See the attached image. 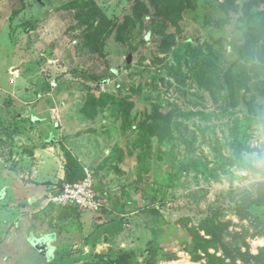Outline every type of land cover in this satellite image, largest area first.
<instances>
[{
  "label": "rangeland",
  "instance_id": "rangeland-1",
  "mask_svg": "<svg viewBox=\"0 0 264 264\" xmlns=\"http://www.w3.org/2000/svg\"><path fill=\"white\" fill-rule=\"evenodd\" d=\"M249 1L185 0L171 40L148 8L134 29L96 42L89 17L120 24L134 0H0V264H106L125 252V264H203L189 234L203 218L222 210L240 231L247 221L227 208L247 200L264 223V81L231 105L225 80L250 69L239 47L264 4L245 15ZM204 63L218 74L210 89L190 76ZM104 94L106 106L88 105ZM168 115L169 126L152 123ZM65 151L93 175L101 212L48 201L62 180L37 173L51 158L64 171ZM254 234L245 241L257 255Z\"/></svg>",
  "mask_w": 264,
  "mask_h": 264
},
{
  "label": "trees",
  "instance_id": "trees-1",
  "mask_svg": "<svg viewBox=\"0 0 264 264\" xmlns=\"http://www.w3.org/2000/svg\"><path fill=\"white\" fill-rule=\"evenodd\" d=\"M225 3H230L231 5L232 0H224L222 3L223 7ZM260 4H264V0H250L245 5V15L249 14V10L252 6H258ZM74 5H76V3ZM148 8L153 11L152 15L156 20V24L159 22L155 27V32L158 35L171 40L175 35L181 32L180 21L186 9L185 0H134L131 9L132 16H125L120 24L109 21L98 11V13L94 14L96 16L91 15L89 17V21L87 22V27L89 29L87 32H89L90 35L92 34V39L94 38L96 42H100L104 38H108L116 28H129L132 30L135 28L136 23H141L140 18H133V16H142ZM259 17L260 23L256 26L248 27L245 41L239 47L238 60L250 64L249 71L242 70L238 74L227 72L225 75L231 105L240 102L241 97L243 99L245 98L246 94L249 92L248 84L252 79L264 81V12L260 13ZM170 27L174 28V32L168 35L166 33ZM258 44H260L259 50L257 48ZM186 53L189 59L196 64L198 55L201 54V51L188 46ZM206 59L217 63V58L211 51H208ZM201 69V72L193 70L190 72V76L197 78L199 83L206 89H210L211 79L215 77L214 74L216 76H218V74L213 72L206 63L202 64ZM241 93H243V95ZM110 101V94H104L101 95L99 99L91 100V103L88 105L95 107L99 102L101 105L106 106ZM115 103L125 112L131 109L133 105L132 103L127 104L125 101H116ZM187 114L194 115V112L189 111V113H182L181 115ZM195 114H197V112H195ZM171 121L172 116L168 115L165 118L159 117L155 119L154 117L152 123L163 124L164 127H166L171 124ZM65 157L66 164L64 165V179L62 180V185L74 183L83 179L85 176L83 166L68 151H65ZM187 168V166H184L183 169ZM261 200H264V195H262ZM258 204H260V202H258ZM250 205V201L244 200L242 203L237 202L235 207L229 206L227 208L228 211L233 212L240 221H247L248 224L246 226L242 225L240 231H230L228 222L223 220L224 214L222 210H215L212 215L203 218L197 226V229L189 233L192 237V244L194 245V252H191L193 261L198 263L204 260L203 264H236V261L240 260L241 264H264V248H262L257 255H253L247 249L248 245L245 241L250 231L255 233L254 236L260 234L264 235V223L258 216H254L246 210V207ZM72 208L77 209L75 207ZM77 211L80 210L77 209ZM200 232L204 234V237L200 235ZM243 248L245 251H242ZM210 250H214V254L210 253ZM218 252L221 253L220 256L216 255ZM128 255L130 254L125 252L114 260H106V264H125L129 258ZM148 264H153V261L148 262Z\"/></svg>",
  "mask_w": 264,
  "mask_h": 264
},
{
  "label": "built area",
  "instance_id": "built-area-1",
  "mask_svg": "<svg viewBox=\"0 0 264 264\" xmlns=\"http://www.w3.org/2000/svg\"><path fill=\"white\" fill-rule=\"evenodd\" d=\"M48 201L59 206H73L82 212L98 213L104 208V202L95 190V181L90 172L83 179L63 184L49 194Z\"/></svg>",
  "mask_w": 264,
  "mask_h": 264
},
{
  "label": "crops",
  "instance_id": "crops-1",
  "mask_svg": "<svg viewBox=\"0 0 264 264\" xmlns=\"http://www.w3.org/2000/svg\"><path fill=\"white\" fill-rule=\"evenodd\" d=\"M46 161L49 162V164H47V166L44 169V170H46L45 174H44L45 178H43L42 175L37 173L38 179H47L45 181H50V180L51 181H56V180L59 181V180H63L64 179V171H63V169H61V170L58 169L57 170V168H58L57 162L54 159H52V158L49 159V160L47 159ZM41 165H46V162L44 161ZM53 205L58 206V207H71V206H59V205H56V204H53Z\"/></svg>",
  "mask_w": 264,
  "mask_h": 264
}]
</instances>
